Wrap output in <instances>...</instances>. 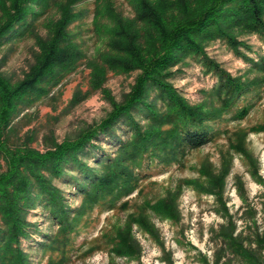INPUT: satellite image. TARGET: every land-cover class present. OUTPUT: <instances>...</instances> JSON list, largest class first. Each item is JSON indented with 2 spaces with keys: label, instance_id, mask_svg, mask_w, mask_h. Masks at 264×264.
<instances>
[{
  "label": "trees",
  "instance_id": "trees-1",
  "mask_svg": "<svg viewBox=\"0 0 264 264\" xmlns=\"http://www.w3.org/2000/svg\"><path fill=\"white\" fill-rule=\"evenodd\" d=\"M47 1L0 0V46L8 36L21 34L28 26V18L38 14L36 7L42 9ZM83 1L66 0L58 6L60 16L50 27L52 34L47 40H37L40 55L22 81L11 85L0 74V158L5 167L0 172V264H29L20 239L27 237L26 214L38 202L45 204L58 224L56 235L44 245V249L57 258L49 257L46 264H67L70 236L78 233L80 219L99 203L106 201L112 206L136 190L141 177L134 171L142 167L145 158L168 165L177 162L186 150L212 143L219 135L214 124L231 112L245 94L264 84V58L259 62L246 59L258 75L246 81L231 76L204 51L209 43L221 40L234 54L241 56L239 47L245 45L236 39L239 34H255L264 42V0H128L134 12L131 19L114 13L109 0H96L93 23L105 36L107 51L101 54L100 63L87 62L91 69L88 89L76 91L71 105L101 90L112 106L111 111L76 140L54 143L53 149L44 153L26 146L11 147L6 133L19 113L46 97L85 57L69 32V27L81 17L73 8ZM188 58H195L207 73L215 75L217 85L208 94L210 100L190 104L170 84L172 68L185 64ZM134 71L138 74L130 92L122 103H116L102 87L107 74L126 75ZM248 112L249 107L243 106L233 118L243 119ZM133 113L140 115V119L135 120ZM122 120L130 132L126 140L113 132ZM141 120L145 123L141 124ZM224 133L227 146L219 154L218 170L208 161L202 162L196 169V177L182 179L163 197L143 201L135 212L129 213L109 239L110 264H114L112 260L117 257L138 258L140 247L133 237V226L162 246L150 215L178 223V203L183 188L212 196L221 209L217 212L223 211L224 217H229L223 193L234 156L241 159L250 179L264 186L258 162L247 146L250 133L264 136V120L248 129ZM100 135L116 140V152L113 157L98 159L102 167L98 174L88 167L81 155L89 149H100V145L93 144ZM68 166L82 175L75 178L82 203L74 210L65 205L62 192L52 182L62 178ZM235 184L244 204L245 191L237 177ZM121 206L126 208L128 200ZM245 214L254 215L248 209ZM234 227L231 221L219 234L229 252L245 264H264V257H256L233 237ZM253 233L250 246L254 243L256 250L263 253L264 234ZM91 248L89 251L94 249ZM199 263L210 264L200 253Z\"/></svg>",
  "mask_w": 264,
  "mask_h": 264
},
{
  "label": "rangeland",
  "instance_id": "rangeland-1",
  "mask_svg": "<svg viewBox=\"0 0 264 264\" xmlns=\"http://www.w3.org/2000/svg\"><path fill=\"white\" fill-rule=\"evenodd\" d=\"M108 1V0H107ZM66 0H48L46 6L36 7L37 15L28 18V26L19 35L8 36L0 46V74L11 85L22 81L34 66L40 55L38 39L47 40L52 32V23L59 18L58 6ZM111 9L118 15L131 19L133 9L128 0H109ZM81 17L69 27L72 40L79 45L85 55L77 68L66 75L60 84L50 89V93L31 106L25 107L11 123L6 138L11 147L26 146L40 153L53 149V144L76 140L85 130L98 125L111 111L112 106L103 93L95 91L86 99L72 106L71 100L76 91L85 92L89 85L87 66L89 60L101 62V54L107 51L106 38L99 33L93 23L96 0H85L73 8ZM245 46L239 47L238 56L224 41L216 40L204 47L206 56L215 61L222 69L233 77L249 81L258 76L251 69L248 60L259 62L264 58V42L255 34H239L236 36ZM173 76L170 84L190 104H199L210 100L209 92L217 85L213 73H207L195 58H188L185 64L172 68ZM138 74L108 73L102 87L116 102L122 103L130 92ZM217 103V101L215 102ZM243 106L249 107L248 114L234 120V114ZM135 120L140 115L133 113ZM264 120V84L257 90L245 94L231 112L225 114L215 127L219 129L216 139L199 149L186 150L179 155L177 162L162 164L156 160L145 158L141 168L135 169L141 179L139 186L129 196L117 200L112 206L103 201L84 215L77 226L78 233L71 234V246L67 264H110L108 252L109 239L115 230L125 222L126 216L135 212L143 201H155L163 197L168 190H173L182 179L197 176L196 169L200 163L208 161L215 171L220 166V152L227 146L226 133L237 129H248ZM141 124L145 122L139 121ZM114 134L122 140L129 137V129L124 120L117 123ZM115 139L99 136L94 145L100 149L87 150L81 155L89 168L100 174L102 167L98 159L113 157L116 152ZM247 146L258 162V173L264 179V136L250 133ZM104 156V157H103ZM100 157V158H99ZM231 173L227 176L223 201L229 217L210 195H199L191 188H183L179 197L180 219L176 224L160 220L154 215L150 219L160 234L162 246L159 247L135 226L132 234L140 247L137 259L124 257L114 258V264H200L199 253L206 256L210 264H245L239 257H234L222 241L219 234L222 229L233 222V237L252 250L256 257L262 259L261 253L250 240L254 231L264 234V186L256 184L246 173V168L238 156H234ZM4 163L0 158V172L4 171ZM235 177L244 189L245 203L236 192ZM75 178L82 175L73 167H66L64 176L54 179L53 184L60 189L65 205L71 210L82 203V196L77 192ZM128 200V206L121 204ZM252 211L254 215L245 214ZM221 210V209H220ZM250 220L253 221L251 222ZM27 237L20 239V247L27 256L29 264H46L49 257L57 258L44 249L57 231L58 224L51 218L43 202H38L26 214ZM192 245V247L190 246ZM92 247V248H91ZM94 247V249H93ZM194 247V248H193ZM93 249L89 251V249ZM218 260V263H216ZM264 261V260H263Z\"/></svg>",
  "mask_w": 264,
  "mask_h": 264
}]
</instances>
